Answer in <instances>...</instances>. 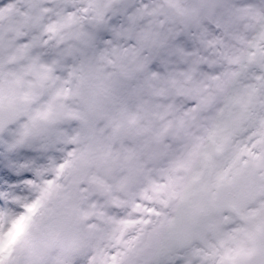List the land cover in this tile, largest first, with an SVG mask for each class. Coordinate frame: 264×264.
I'll return each instance as SVG.
<instances>
[{
    "label": "snow or ice",
    "instance_id": "obj_1",
    "mask_svg": "<svg viewBox=\"0 0 264 264\" xmlns=\"http://www.w3.org/2000/svg\"><path fill=\"white\" fill-rule=\"evenodd\" d=\"M0 264H264V0H0Z\"/></svg>",
    "mask_w": 264,
    "mask_h": 264
}]
</instances>
